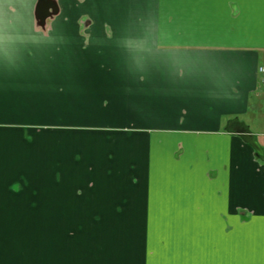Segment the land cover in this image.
I'll return each instance as SVG.
<instances>
[{"label":"crops","instance_id":"obj_1","mask_svg":"<svg viewBox=\"0 0 264 264\" xmlns=\"http://www.w3.org/2000/svg\"><path fill=\"white\" fill-rule=\"evenodd\" d=\"M40 1L0 0V264L258 243L264 0Z\"/></svg>","mask_w":264,"mask_h":264},{"label":"snow or ice","instance_id":"obj_2","mask_svg":"<svg viewBox=\"0 0 264 264\" xmlns=\"http://www.w3.org/2000/svg\"><path fill=\"white\" fill-rule=\"evenodd\" d=\"M170 264H264V232L261 233L258 243L254 238H248L245 243L225 247L221 250L219 259L181 260L172 261Z\"/></svg>","mask_w":264,"mask_h":264},{"label":"water","instance_id":"obj_3","mask_svg":"<svg viewBox=\"0 0 264 264\" xmlns=\"http://www.w3.org/2000/svg\"><path fill=\"white\" fill-rule=\"evenodd\" d=\"M51 10L55 13L57 11L56 6L49 0H41L37 8L38 18L44 22L45 19L50 15Z\"/></svg>","mask_w":264,"mask_h":264},{"label":"rangeland","instance_id":"obj_4","mask_svg":"<svg viewBox=\"0 0 264 264\" xmlns=\"http://www.w3.org/2000/svg\"><path fill=\"white\" fill-rule=\"evenodd\" d=\"M54 13V12H53ZM40 20V19H39ZM41 21V20H40ZM42 22V21H41ZM88 21L86 19H84V17L81 16V18L79 19V25L81 24V28H85V25Z\"/></svg>","mask_w":264,"mask_h":264},{"label":"built area","instance_id":"obj_5","mask_svg":"<svg viewBox=\"0 0 264 264\" xmlns=\"http://www.w3.org/2000/svg\"><path fill=\"white\" fill-rule=\"evenodd\" d=\"M259 73L262 77V81L264 83V64L259 67Z\"/></svg>","mask_w":264,"mask_h":264},{"label":"flooded vegetation","instance_id":"obj_6","mask_svg":"<svg viewBox=\"0 0 264 264\" xmlns=\"http://www.w3.org/2000/svg\"><path fill=\"white\" fill-rule=\"evenodd\" d=\"M51 12H53V11L51 10ZM50 15H51V13H50ZM50 15L45 19V21L50 17Z\"/></svg>","mask_w":264,"mask_h":264}]
</instances>
